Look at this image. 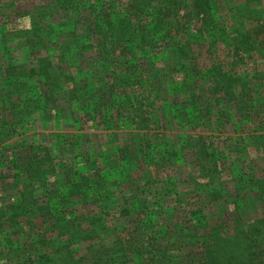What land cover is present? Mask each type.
I'll return each instance as SVG.
<instances>
[{
  "label": "rangeland",
  "instance_id": "obj_1",
  "mask_svg": "<svg viewBox=\"0 0 264 264\" xmlns=\"http://www.w3.org/2000/svg\"><path fill=\"white\" fill-rule=\"evenodd\" d=\"M49 1L0 0V211L10 212L22 192L32 189V198L26 201L32 204L30 216L37 223L35 227L28 223L26 218L30 216H22L21 220V227L31 233L50 205L73 214L74 210L93 212L99 204L109 217L120 211L132 213L116 218L114 223L118 238L124 237L120 240L125 241L126 231L120 227L135 222L137 206L142 213L158 208L162 214L151 229H161L162 233L155 232L156 239L145 237L144 244L169 247L168 252L182 260L199 258L200 254L190 255V250L200 247L189 236L206 234L224 221L227 231L229 216L221 218L217 210L238 196L225 169L220 179H213L203 172L202 164L209 163L216 151L226 158L225 167L234 162L244 170L251 165L253 177L264 175V0L212 3L213 23L207 18L203 24L201 14L197 19L184 16L183 9L173 14L179 24L180 41L189 44L193 55L187 59L167 46L140 48L134 39L123 44L131 45L133 53L121 44L109 43L104 54L103 38L98 34L80 37L92 30L93 23L90 27L86 23L100 19L101 6L96 0H76L87 1L82 4L85 11L73 9L71 16L61 9V13L44 12ZM9 5L16 9V17L5 15L11 10ZM90 5H94L93 10ZM8 19L12 20L10 26ZM50 23L53 26L48 28ZM217 23L226 28L221 36L215 28ZM38 26L48 38L42 39L40 47H33L34 41L32 46L28 41L37 36L33 28ZM171 35L177 36L174 31ZM246 37L252 41V48H239ZM38 58L47 59L53 67L58 80L52 95L56 104L50 101L46 109L31 104L34 110L26 114L20 111L23 105L18 98L25 90L20 94L15 89L11 92L8 85L17 78L32 85L38 76H27V72L38 68ZM215 65L231 78L234 98L225 93L222 81L217 82ZM240 84L246 86L245 103L248 99L243 108L236 103ZM31 89L27 96L35 100L37 89ZM12 102L20 105L12 110ZM45 146L50 158L44 168L52 167V171L34 180L22 173L20 184L15 185L11 176L18 168L11 166V158L17 159L19 153L26 156L33 150L42 154ZM142 172L149 173L153 181L145 183ZM170 176L175 189L171 188ZM69 178L87 183V193H96L98 203L89 201L88 208L63 205L60 193L69 187ZM91 181L96 184L91 185ZM105 189L113 195L103 196ZM241 193L240 210L247 226L264 217V201L253 188L245 187ZM211 202L217 209L211 207ZM188 208L203 209L208 227L200 228L201 219L191 218ZM147 235L153 236L152 231ZM23 236L28 243L34 240L21 232L9 236L13 245L0 241V264L28 263L24 261L27 246ZM101 237L100 242L80 245L87 259L84 264H91L114 238ZM17 239L19 246L15 245ZM88 245H92L89 250ZM32 252L30 256L35 258Z\"/></svg>",
  "mask_w": 264,
  "mask_h": 264
},
{
  "label": "trees",
  "instance_id": "obj_2",
  "mask_svg": "<svg viewBox=\"0 0 264 264\" xmlns=\"http://www.w3.org/2000/svg\"><path fill=\"white\" fill-rule=\"evenodd\" d=\"M222 1L229 4L232 0H96L95 2H98L99 6H101L98 11L100 19L97 20L96 18L95 22L93 20L91 23L90 21H87L88 23L84 21L87 27L88 25L90 27L92 23L93 26L91 31L87 30L88 33L81 34L80 37L98 34L103 38L102 50L104 54H106L105 49L108 48V46H106L107 44L117 43L123 45L134 39L140 48L150 50L156 46H158V48L167 46L170 50L174 49L178 51L182 54V57L184 56L183 58H192L193 55L189 49V44H183L180 41L181 37L178 35L179 24L174 21L173 14H177V11L181 9H183L184 16L197 19L201 14L202 17L200 18L204 21L203 24H206L207 18L209 22L213 20L211 13L212 3H220ZM76 2V0H52L47 3L43 11L48 14L54 11L61 13V9L66 11L70 16L73 9L78 8L79 12L85 11L84 5L82 4L87 1L80 3ZM89 8L93 10L94 5H90ZM228 8L230 7L228 6ZM16 13L17 11L14 6H11V10L5 15L13 18L16 17ZM121 14H123V16H120ZM70 20L71 18L68 19V21ZM6 22L9 26L12 24L10 23L12 20L8 19ZM79 23L86 27V24L84 25L81 21H79ZM64 24L67 25V22H64ZM51 26H53V24H48V28H51ZM233 27L234 24L232 25V28ZM41 28V26L33 28L38 34L37 36L35 35L36 37H33V39H28V43H30L31 46L34 44L33 47H40L42 39L46 36ZM215 28L218 29L220 36L224 34V30H226V28L220 26L218 23ZM12 29H14V26L10 28V30ZM172 31L177 35L176 38L171 35ZM77 34L78 33H76V36ZM48 41H50V39ZM241 42L242 44L239 45V48L244 46H250L252 48V41H249L248 37L244 38V40L241 39ZM123 46L128 52H134L131 45ZM89 47H92V44H89ZM106 51H108V49ZM52 68L53 67L50 66L47 59L41 60L38 58V68L34 67L29 69L28 72L26 71L27 76H38L32 85H27L18 78L10 81L11 83L8 86H11V92L15 89V93L20 94L21 91L25 90L24 96L18 97L20 98V104L22 103L23 105L20 111L30 114L34 110L31 104L41 109H46L50 101L55 103V98H53L52 95L55 92L58 80ZM214 68L216 70L214 76H216L217 82L222 81V87L225 93L229 97L234 98L235 93L233 94L231 90V88H233L231 78L221 72L219 65H215ZM43 84L46 87L44 89ZM34 87L37 89V97L35 100L27 96L28 91ZM245 87L246 86L242 84L239 85L240 90H238L239 94H237L236 100L238 102L236 103L240 108H243V106L248 103V99L246 100L247 103L243 100L246 98ZM39 88H41V91ZM6 98H8L9 101L10 96ZM251 101L254 103L253 100ZM20 104L12 102V110ZM193 108L198 110L196 105H194ZM17 111H19V109H17ZM261 144L264 145L263 142ZM33 151V153H27L26 156L19 153L17 159L15 156L11 158V166L18 168L14 175L11 176L12 182H14L15 185L20 184V174L22 173H24L28 179L34 180L39 176L45 177L52 171V167L48 170L44 168L50 158L48 148L46 146L43 147L42 154L37 150ZM18 158L19 164H17ZM223 158V156L219 157L216 151L212 152L211 161L207 164H202L204 167L203 172L213 177V179H220V173L225 169L227 177H230L231 180H233L231 182H234V190H238V196H234L235 198L233 197L231 203L225 204L224 206L222 205L221 209L217 210L219 214H221V218L227 217V215L229 216L227 231H225L226 221H224L219 224L218 228L213 227L214 230L206 234L203 233L200 235V233L196 231V235L189 236L192 238L191 242L199 244L197 246L200 247L199 249L190 250V255L194 254L192 257L200 254L197 259L182 260V258L175 257L176 255H171L168 252L169 247L158 246L153 242H147L146 245L144 244L145 237L156 239L154 235L155 232L158 234L162 233L161 229H151L152 224L154 226L157 225L158 221H156V219L162 214L158 211V208L157 210H152V212L142 213V209L137 206V213H134L135 218L133 219V222H135L133 224L131 223L132 226L130 225L126 228L120 227L126 231L125 241L120 240L124 237L118 238L116 232L117 228L114 227V223L117 222L115 221L116 218L124 217L132 213L120 211L118 214L111 213L109 217V215H107L108 211L99 204H97V210L93 212L87 211L78 213L77 210H74L76 213L74 212L73 214V211L67 212L65 210H60L59 207L53 209L50 205V210H47L46 214L44 212L42 213L39 222L40 225L36 229H33L31 233H27L23 227H21V220L22 216H30V213L33 212L32 204L30 201L29 203L26 201L27 197L30 199L32 198V189L26 190L25 193L24 191L22 192L19 199L12 203L13 205L10 212L2 213V211H0V233L4 234L0 237V241L2 240L9 245H13L14 240L9 237L12 233L22 232L26 234L27 237L31 235L34 240L32 239L29 243L28 239H24L23 236V240L25 241L23 243H26L27 246V257L24 260L25 262L28 261L27 264H84L87 259L85 255H82L80 252L82 249L80 245L84 242H91L93 240L96 241V243L100 242L103 238L101 236L106 235L113 236V241L102 249L101 253L92 260L91 264H127L128 262L130 264H264V217L256 218L252 223L246 226L244 224V216L240 210V202H242L241 191L244 192L245 187L250 189L253 188L260 199L264 201V175L258 178L253 177L255 173H252L251 169H253V167L251 165H247L243 170L242 166H240L241 164L239 165V163L233 162L230 163L227 168L224 162L226 158ZM136 168L139 169V165H137ZM143 170L146 169L144 168L142 171ZM54 172L55 171H53L51 175H54ZM142 176V178H146L145 183L153 181V178L147 172H142ZM171 178L173 179L172 176L168 177L171 188L175 189V183H173ZM57 179L59 180V177H57ZM67 184L69 187L64 191L62 189V193H60V197L63 199V201L61 199L60 202H62L63 205H71L72 208L74 205L77 206L81 204L88 205V208L90 204L89 201H96L98 203L100 197H98L96 193H87V183L84 185L83 182H73L69 178ZM95 184V181H91V185ZM27 185H29V183ZM102 188L104 189L105 187L103 186ZM102 192L105 197H109V194L113 195V193H107L106 189ZM211 203L213 204L211 207L216 208V203ZM104 206L106 205L104 204ZM64 207L66 208V206ZM187 210H190L189 213L191 214V218H196L197 221L201 219L202 226L200 223V228L208 227V219L203 209L188 208ZM34 214L38 216L36 212H34ZM31 218L32 216L27 217L26 221L35 227L34 222L36 221ZM110 222L113 224L111 225ZM5 226H8V228H5ZM149 231H152L153 236L147 235ZM117 239H119V242ZM15 242V245L18 246L21 243L18 239ZM91 247L88 245V250ZM30 252H32L33 256L35 255V258L30 256Z\"/></svg>",
  "mask_w": 264,
  "mask_h": 264
}]
</instances>
